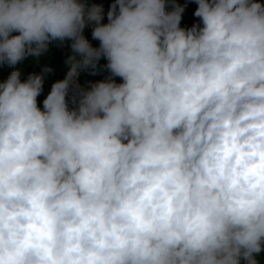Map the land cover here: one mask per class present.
Listing matches in <instances>:
<instances>
[{
	"label": "clouds",
	"instance_id": "clouds-1",
	"mask_svg": "<svg viewBox=\"0 0 264 264\" xmlns=\"http://www.w3.org/2000/svg\"><path fill=\"white\" fill-rule=\"evenodd\" d=\"M193 2L0 0V65L71 49L0 82V264H261L264 0Z\"/></svg>",
	"mask_w": 264,
	"mask_h": 264
},
{
	"label": "trees",
	"instance_id": "trees-1",
	"mask_svg": "<svg viewBox=\"0 0 264 264\" xmlns=\"http://www.w3.org/2000/svg\"><path fill=\"white\" fill-rule=\"evenodd\" d=\"M113 0H88V3L101 4L104 9V19L102 23H107V11L110 8ZM179 4L185 7V11L182 14L181 27H191L193 24L199 23V18L194 16V11L197 7L193 0H177ZM85 37L89 40L93 47H99V41L92 38V31L84 32ZM71 54L70 44L65 41L63 44L59 42H53L48 51L42 54L39 58L34 59L31 56L25 61L16 65L15 67H10L7 64L0 65V82L5 81L13 70H21L22 79H26L29 74H41L45 67L51 69L50 72L45 74V83L43 86V92L38 97V104L40 107L43 106V99L46 97L47 93L50 91L52 84L55 81L64 79L68 66L65 64L66 58ZM107 63L106 59L101 58L99 61L100 67L97 70L91 68L80 69L77 82L82 89H89L91 84L105 80L110 73L107 69L103 67ZM115 80L119 83L121 82L119 77H115ZM71 95L69 93V107H74L71 103ZM258 259L261 264H264V254H261Z\"/></svg>",
	"mask_w": 264,
	"mask_h": 264
},
{
	"label": "crops",
	"instance_id": "crops-1",
	"mask_svg": "<svg viewBox=\"0 0 264 264\" xmlns=\"http://www.w3.org/2000/svg\"><path fill=\"white\" fill-rule=\"evenodd\" d=\"M89 26H90L91 28H90V29L85 28L84 32L92 31L93 25H89ZM69 44H70V41H69Z\"/></svg>",
	"mask_w": 264,
	"mask_h": 264
},
{
	"label": "rangeland",
	"instance_id": "rangeland-1",
	"mask_svg": "<svg viewBox=\"0 0 264 264\" xmlns=\"http://www.w3.org/2000/svg\"><path fill=\"white\" fill-rule=\"evenodd\" d=\"M86 28H87V29H90L91 27L88 25ZM67 42H69V41H67Z\"/></svg>",
	"mask_w": 264,
	"mask_h": 264
}]
</instances>
